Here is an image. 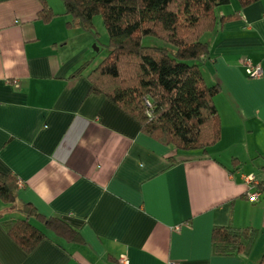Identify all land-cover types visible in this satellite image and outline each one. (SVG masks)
<instances>
[{
	"label": "crops",
	"instance_id": "0c3cea01",
	"mask_svg": "<svg viewBox=\"0 0 264 264\" xmlns=\"http://www.w3.org/2000/svg\"><path fill=\"white\" fill-rule=\"evenodd\" d=\"M46 22L42 0H0V171L17 178L16 203L56 217L80 235L70 241L38 216L46 238L25 251L4 221L19 216L0 198L3 264H258L264 254V0H238L239 13L205 34L203 64L221 138L182 151L146 134L104 95L90 93L97 64L88 31L68 26L62 0ZM89 35V36H88ZM243 59L263 68L249 77ZM91 62L80 76L73 72ZM249 176L255 178L251 182ZM263 187L259 188V184ZM260 199L251 201L250 192ZM256 228L249 256L216 255L215 226Z\"/></svg>",
	"mask_w": 264,
	"mask_h": 264
},
{
	"label": "trees",
	"instance_id": "16d2710c",
	"mask_svg": "<svg viewBox=\"0 0 264 264\" xmlns=\"http://www.w3.org/2000/svg\"><path fill=\"white\" fill-rule=\"evenodd\" d=\"M42 1L39 16L49 22L57 14L46 0ZM62 1L70 17L68 26L79 25L97 36L93 19L102 14L109 34L108 54L87 74L91 94L111 99L138 122L143 132L167 146L182 151L206 150L220 140L222 124L215 96L221 87L206 81L203 64L211 58L212 47L204 36L239 16L238 12L218 15V8L232 0ZM238 1L243 8L259 0ZM147 36L164 40L175 49L145 45ZM90 63L77 68L71 78L80 76ZM17 187L14 175L0 171V198L20 213L4 224L25 251L33 250L46 238L45 232L31 222L33 216L66 239L81 240L65 221L41 217L30 205L18 206ZM258 235L256 228L215 226L213 253L249 256ZM258 264H264V254Z\"/></svg>",
	"mask_w": 264,
	"mask_h": 264
},
{
	"label": "rangeland",
	"instance_id": "374dc122",
	"mask_svg": "<svg viewBox=\"0 0 264 264\" xmlns=\"http://www.w3.org/2000/svg\"><path fill=\"white\" fill-rule=\"evenodd\" d=\"M96 33L98 34L95 36L92 32L88 31V35L90 37L91 41V50L93 52V55L95 56V63L98 64L100 61L106 57L108 54V48L107 44L109 42V34L107 31V28L104 23V19L102 14H97L94 16L93 19ZM143 43L145 45H158L170 49H175L171 44L168 42L161 40L159 38H156L154 36H147L143 39Z\"/></svg>",
	"mask_w": 264,
	"mask_h": 264
},
{
	"label": "built area",
	"instance_id": "2783aa9c",
	"mask_svg": "<svg viewBox=\"0 0 264 264\" xmlns=\"http://www.w3.org/2000/svg\"><path fill=\"white\" fill-rule=\"evenodd\" d=\"M242 62L249 77L258 78L263 75V68L260 64H256L250 59H243ZM254 178V176L247 177L250 182ZM248 196L251 201H258L260 199V193L257 191L250 192ZM119 264H130V259L125 256H122L120 257Z\"/></svg>",
	"mask_w": 264,
	"mask_h": 264
}]
</instances>
